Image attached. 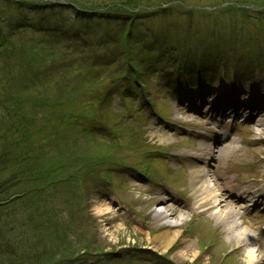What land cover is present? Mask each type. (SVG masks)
I'll return each instance as SVG.
<instances>
[{
  "label": "rangeland",
  "instance_id": "1",
  "mask_svg": "<svg viewBox=\"0 0 264 264\" xmlns=\"http://www.w3.org/2000/svg\"><path fill=\"white\" fill-rule=\"evenodd\" d=\"M88 1H92V0H88ZM136 1H141V0H136ZM148 2H156V1H160V0H145ZM166 2H168V0H165ZM172 1V5L167 4V7L173 8V9H179L181 11H185L187 13H190L191 15H197L198 13H211L213 15L216 16V12L219 11L220 9L218 7H206L203 10L201 9V5H207L204 3L205 0H201L198 1L199 3L195 2L196 0H169ZM207 1V0H206ZM205 1V2H206ZM222 0H210L208 3V5H214L216 2H220ZM226 1V0H223ZM145 2L144 5L146 4L147 6H150L152 3H148ZM198 4V5H196ZM136 4H134L135 6ZM170 21H174L171 17H169ZM226 26H231L227 21L224 22ZM157 24H155V19L148 21L147 24H145L146 28L148 29V40L154 42V41H158L160 37H162L160 35V29L158 26H156ZM241 28V27H239ZM230 29V28H229ZM173 33L175 35H178L180 37H182L184 35V31L183 30H179L177 28V24L175 26V29L173 30ZM228 31L226 29H223L221 31H217V36L220 37V39L225 41V44H228V40L227 38H232V35H228ZM243 37H246L247 35H249L248 33H240ZM240 34H238L237 36H239ZM227 36V38H226ZM235 36L234 38L236 39ZM233 39V38H232ZM262 53L263 55H259V56H263L264 58V42L260 43L259 45V54ZM6 59V54H5V48H2V53H0V61L5 60ZM226 61L225 57H222L219 61V63H224ZM3 61L0 63L2 64ZM215 62L213 61H208L206 63L203 64V68H209L214 64ZM259 70V69H256ZM0 75H2V73L0 72ZM258 80H261V78H258ZM4 80L0 79V111L2 110L3 105H5L3 102L5 100L6 94H7V90H8V94H10V89L8 88L7 84V90L3 84ZM6 82V81H5ZM249 88L247 89L248 94L252 97V99L264 102V83L262 82H258L257 84H251L249 83ZM39 88H36V92L38 91ZM245 89V88H244ZM246 91V90H245ZM246 93V92H244ZM155 99V103H156V107L157 109L162 112V114L164 115L163 117H165L167 120H174L176 117V109H175V105L172 104L171 102H167L165 100V98H154ZM65 100V99H64ZM116 109H114L113 113L115 112L116 116L118 115H122V113H124L123 111H117L116 113ZM112 113V114H113ZM107 115L111 117V113L109 110H107ZM123 120V119H122ZM128 122H131V125H128L127 129H124V133L127 135V137H134L136 136L135 141L132 143L131 139L133 138H127L125 137V142H123V146L127 147L128 149H126L127 153H126V161L135 166L136 163L138 162V160H143V153H139L141 149H148V146H155L157 147L158 145H164V143L162 144L159 139H157L156 135L154 132H160L159 128L153 129V126L150 127V121L147 122L142 116L139 117V119H134L132 118L131 120H129ZM148 123V124H147ZM260 124H256L254 126L255 130H258L261 132V130L264 133V127H261V129H259V126L262 124L261 122H259ZM13 131V130H12ZM143 134L140 136L139 134H141L142 132ZM10 135L8 133H6L4 135L3 138V142H0V151H8L7 150V146L6 144L15 143L16 137L15 134L11 131ZM152 132V133H151ZM131 135V136H130ZM51 131L48 129L43 128L41 130L40 133V137L43 138V140H45L44 142H47L46 140H50L51 138ZM141 137V141L140 142V138ZM262 137H264L263 134H261ZM0 139H1V134H0ZM29 140L33 141V131H31L30 135H29ZM84 139L81 140L79 142V145H77L76 147V153L75 154H79L81 155H87L88 153H92L93 151L98 152L100 149L103 150H108L111 147L109 146V142L106 139H94L93 141L90 142H85V145H82ZM140 142V143H138ZM172 141L170 140V143ZM111 144V143H110ZM166 144V143H165ZM82 145V146H80ZM78 146H80L78 148ZM78 148V150H77ZM263 148V153H264V147ZM132 162H135V164H133ZM54 169V168H53ZM128 177L130 179L129 182H125L124 180L122 181V179H117L116 181V190L118 192H120L123 196V198L125 200H123V204L122 207L119 208L115 205V203L113 204L112 202L108 201V202H103V201H98L99 199L97 198H93V200H90V195L89 194H85V192L88 191L89 187L88 185L84 186L86 187L85 190H78V193H82L81 195H86V199L83 200L82 203L78 204V203H74L73 206H75V209H73L75 216L74 218H77V220H79V230L83 231L84 234H86L88 237H92V239L96 240V243L93 244V246H91L90 250H97L99 251H104V250H111V249H116L117 246L119 247L120 245H130V246H134V245H144V244H148V236L152 233L150 232H157L159 231L162 227V224H164L163 226H165V224L167 223V221L169 220V222H171L172 224H178L180 222V217H173L170 219L166 218L164 220H158L155 221L153 218V212L152 210L154 209H159L157 208L154 204L152 203H148V194H149V190L151 188V185L149 183H143V181L138 178L137 176L133 175V174H128ZM131 177H135L131 178ZM132 179V180H131ZM87 183V182H86ZM83 187V188H84ZM187 189V188H186ZM37 200L40 202L41 197L36 196ZM110 199L113 202H116L118 199H120V197H118L114 192L111 193L110 195ZM43 204V203H42ZM38 205V204H37ZM72 206V208H73ZM111 210V211H110ZM120 211L119 213L117 211ZM73 211H70V214L73 213ZM99 211H102V214H98ZM181 210L179 211H174L176 214H178ZM173 212V213H174ZM188 213V212H186ZM35 216V215H34ZM148 218L147 220H144L143 217ZM190 216V214H186L185 218L188 219V217ZM88 217V218H87ZM38 221V220H37ZM148 222L147 224L149 225V223H151V227L149 225L150 228H145L146 225H144L143 223ZM226 224V223H225ZM225 224H223L225 226ZM158 225H161L158 227ZM160 228V229H159ZM154 229H156L155 231H153ZM161 231V230H160ZM163 232V231H162ZM161 232V233H162ZM169 235L172 234V232L168 231L167 232ZM185 232V228L184 225L182 226V229L180 227V231H178L176 240L178 237H185L186 235L184 234ZM256 237V234H254V232L252 231V233H248L246 235V240L252 241L254 240V238ZM23 244L24 243H28L30 242V239L28 238H23ZM181 240V239H180ZM79 241V240H78ZM77 241V245L74 247H69L67 246V249L65 252L61 253L60 255H54V256H50V258H48L45 261V264H66L69 261H73V257L80 254L79 253V248H84L86 246V244L84 242ZM185 241V242H184ZM184 241L181 242H176L174 243V247L171 249L173 250L171 253V257L173 260V264H187L190 263V261H192L194 259L195 256H193V254H197L199 252V247H198V242H197V237H194L191 239L185 237ZM225 241V240H224ZM175 242V241H174ZM226 242V241H225ZM242 242V241H240ZM76 243V242H74ZM158 245V244H157ZM223 247L216 253V256L220 255L224 250L230 249L232 247H235L236 244H224L223 243ZM90 248V247H89ZM170 250V249H169ZM168 250V251H169ZM165 253V252H163ZM180 254H183L186 256L185 257H181L180 258ZM246 254V253H245ZM245 254H241V256H238V263L240 264H245L244 262V256ZM264 254V253H263ZM177 261H176V260ZM162 264H171L169 262H167L166 260L162 259L161 261Z\"/></svg>",
  "mask_w": 264,
  "mask_h": 264
},
{
  "label": "trees",
  "instance_id": "2",
  "mask_svg": "<svg viewBox=\"0 0 264 264\" xmlns=\"http://www.w3.org/2000/svg\"><path fill=\"white\" fill-rule=\"evenodd\" d=\"M0 35L2 37V41L0 42L1 46L12 44L11 39L7 35L2 33L1 31ZM18 98V95L10 96L6 94L5 100L3 102L5 105H3L2 107V112L4 113V110H7L6 105L9 101L13 103L12 105L14 110L19 109V104H16V102L19 101ZM2 112H0V134L3 133L5 135L6 133H8V130L10 128L11 123L9 124V120L11 121L12 117L10 113L5 115ZM15 114L19 119V127L17 129L21 130L22 132L25 131L27 123L25 122L23 124V121H25L24 117L22 115L18 116L17 113ZM5 145L7 146L6 143ZM30 150L31 147L28 146V149L26 150L24 156L22 158L20 157L21 159L17 156L15 158H10V160L13 161L12 163H10V166H15L16 168L18 167L19 171L21 172V174H15L17 178L14 177L9 179L7 176L0 177V217H2L3 213H5V215L7 216L6 221H9L10 219L13 220L14 217H23L24 219H26L23 223L20 224V227L18 229H23L24 227H28L29 225H31L37 217V214L39 217V212L36 213L35 210L31 209L35 207L37 203L34 198V196L38 194L37 188L46 184V181L44 179H36L38 177H35L36 171L34 170V159L31 155L28 154ZM1 169L2 166H0V170ZM9 181L12 183L11 185ZM5 228L9 232V238H11L16 229L8 227L7 224L5 225ZM2 238L3 236L0 234V253L2 252V248H5V252H2V255L4 256V261H1L0 264L43 263L42 258L39 259L35 256H29V252L27 251L28 246L19 247V243H17L16 241L17 239L13 240V238H11L12 240H5V242H2ZM38 242L39 240L35 243V245H38Z\"/></svg>",
  "mask_w": 264,
  "mask_h": 264
},
{
  "label": "bare ground",
  "instance_id": "3",
  "mask_svg": "<svg viewBox=\"0 0 264 264\" xmlns=\"http://www.w3.org/2000/svg\"><path fill=\"white\" fill-rule=\"evenodd\" d=\"M156 135L158 136V138L165 142L166 144L170 143V138H168V136L166 134H162L159 135L156 133ZM203 148H200L201 151H203L204 154L206 155H210V151L207 150L205 147V145H202ZM192 180H191V193L193 195H199L198 197L202 199H207L209 197H212L213 200L208 203V204H214L215 203V197H218L219 200L223 203L226 202V208L222 211V213H231L233 211V207L232 205H230L228 203L229 200H225L221 194L219 192H217L214 189L209 190L208 185L212 183V178L210 176V174L206 171H202L200 169L195 168L192 172ZM204 180H207L204 181ZM207 187V189H206ZM201 194H204L201 196ZM215 196V197H214ZM216 207V206H214ZM98 214H102V211H99ZM156 220H164L166 218L170 219V217L172 218V215L169 214H165V209H162L161 211H157L154 215ZM235 223V222H234ZM234 223H232L229 226H232ZM168 226V230L164 231L162 234H160L159 236H157L155 238V241H157L158 243H160L162 245L161 249H166V247H168V245H170L171 242H173L177 236V232H173L171 230V227L173 226L172 223H167ZM235 227H237L236 225L232 226V233L229 234L230 237L227 238L226 240V244H239V242L241 241V239L243 238L244 235H246L248 233L247 228H243L241 230H237L235 232ZM50 232H51V238H56L59 235V231L53 228H49ZM170 231L172 232V234H168L167 232ZM264 247V246H263ZM262 246H260L261 252H262ZM195 254H193L194 256ZM264 258V255L261 253H256V250H250L248 252H246L245 256H244V262L246 264H251L254 263L255 261H257L258 259Z\"/></svg>",
  "mask_w": 264,
  "mask_h": 264
}]
</instances>
